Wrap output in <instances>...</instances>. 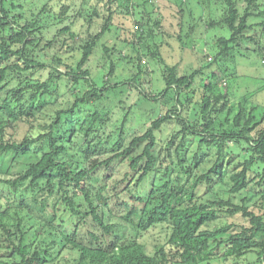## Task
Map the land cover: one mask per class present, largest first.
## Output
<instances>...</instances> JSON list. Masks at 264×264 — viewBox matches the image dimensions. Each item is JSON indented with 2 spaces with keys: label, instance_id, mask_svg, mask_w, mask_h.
I'll use <instances>...</instances> for the list:
<instances>
[{
  "label": "trees",
  "instance_id": "16d2710c",
  "mask_svg": "<svg viewBox=\"0 0 264 264\" xmlns=\"http://www.w3.org/2000/svg\"><path fill=\"white\" fill-rule=\"evenodd\" d=\"M29 1L0 0V162L13 157L0 169L7 193H0V264H264V105L249 109V98L232 103L221 70L208 75L195 100L204 72L181 75L176 65L165 67L163 90L152 98L142 92L149 66L143 58L161 57L158 48L140 46L161 29L154 0ZM197 3L221 13L209 27L231 32L219 39L215 62L255 43L249 35L255 24L264 32L259 0ZM183 6L179 1V13ZM135 12L139 40L126 41L135 56L125 58L137 73L121 86L114 58L125 60L123 51L106 40L119 33L116 17ZM256 19L262 21L251 23ZM98 52L108 71L92 76ZM259 52L264 57V48ZM128 87L145 100H163L161 115L142 134L128 130L129 112L108 129ZM170 122L177 129L161 147L157 133ZM20 128L25 135L18 140ZM196 140L191 157L188 144ZM213 149L215 163L200 172ZM22 158L24 169L11 173ZM159 226L166 239L149 253L142 238Z\"/></svg>",
  "mask_w": 264,
  "mask_h": 264
},
{
  "label": "rangeland",
  "instance_id": "374dc122",
  "mask_svg": "<svg viewBox=\"0 0 264 264\" xmlns=\"http://www.w3.org/2000/svg\"><path fill=\"white\" fill-rule=\"evenodd\" d=\"M47 0H30L31 4L37 6L41 5ZM179 1H182L184 6V13L180 12ZM156 8L152 13L154 20H160L162 22L161 29L154 30L153 34L148 32L145 40L141 41L140 46L143 51H155L157 48L160 51L161 57L159 60H151L149 57H144L143 61L147 62L148 74L144 73L143 86H141L142 92L149 95L151 98L161 90L165 88L163 81L164 70L166 66H177L181 75L191 74L194 71L204 72L197 75L196 88L197 94L195 100H198L202 88V85L208 75L213 71H224L228 73V81H224L223 87L229 88L230 100L236 106L245 102L247 98L248 108L252 106L264 105V57L260 54L259 50L264 48V32L256 24L254 29L250 31L249 35L256 38L255 43L253 41L243 44L241 49L242 54H238L237 50H232L220 57L215 62V57L220 51L219 39L231 38V32L227 28L221 27H209L207 22H210V18L220 19L221 13L218 11H203L198 5L197 0H154ZM260 11H264V0H259ZM240 8H245V3L240 2ZM149 11H153L152 8H148ZM145 8H140L139 13L144 14L149 12ZM138 12H135V16H118L115 23L119 27L118 34H111L108 36L106 43L109 47H116L123 51L122 54L125 60H121L118 56L114 58L116 62V71L114 76L122 81V84L131 75L137 73V69L133 64L129 63L125 56L134 55L131 46L127 42L139 40V35L135 33V20L138 18ZM147 14V13H146ZM262 20L256 19L251 23H260ZM98 27H92V31H98ZM135 28V29H134ZM87 27L83 30V36L87 35ZM89 34V33H88ZM182 37V41H179L178 37ZM127 41V42H126ZM257 41L258 45H257ZM260 44V45H259ZM249 48V49H247ZM74 54L69 52L66 56L71 57ZM207 55V56H205ZM75 59L79 56L76 53ZM69 63H73L74 60H68ZM215 62V64H214ZM109 63V61L107 62ZM206 63H210L208 68H204ZM104 60L100 52L96 53L89 64V68L92 71V76L99 75L101 71H108V66L103 69ZM144 65V62H143ZM145 65V66H146ZM207 74V75H205ZM38 77V75H37ZM144 94H140V89L131 87L127 88V91L122 94L124 104L120 106L117 103V107L112 110V123L108 129H115L122 121L123 116L129 112L130 117L128 121V130L139 131L141 134L146 130L150 123L161 115V109L163 107L162 98H158L157 101L145 100ZM69 96L61 98L64 103ZM113 98V97H112ZM107 104V103H106ZM115 101L107 104L109 108H112ZM131 108V110L129 109ZM76 128H79V124H75ZM261 127H264L262 124ZM176 124L173 122L165 125L161 131L157 133L159 145L162 147L176 130ZM25 135V128H20L17 133V139L21 140ZM199 141L189 143L188 154L192 157L198 150ZM160 147V148H161ZM227 148H225L226 152ZM11 155L2 159L0 162V169L6 170L7 165H11L13 161ZM217 159L216 150L213 149L212 157L200 170L207 171L213 166ZM237 160V162H240ZM25 159L13 166L11 173H17L24 169ZM125 168H122L120 174L125 172ZM0 177H4L0 175ZM3 190L0 188V193ZM4 194H7L5 191ZM256 198L252 199L250 204L255 203ZM236 202L240 203V199H236ZM261 203H259L260 205ZM233 221V219H231ZM167 229L165 227H157L146 233L142 242L147 246L149 253H153L155 246L159 243H163L166 239ZM214 264H248V261L240 260H228L227 262L217 261Z\"/></svg>",
  "mask_w": 264,
  "mask_h": 264
}]
</instances>
